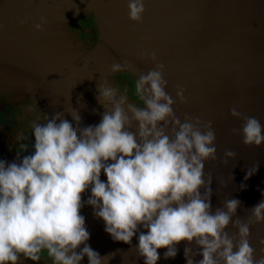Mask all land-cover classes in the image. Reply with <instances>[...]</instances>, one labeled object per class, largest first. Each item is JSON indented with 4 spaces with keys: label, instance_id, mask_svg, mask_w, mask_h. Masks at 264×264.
<instances>
[{
    "label": "clouds",
    "instance_id": "9594fccd",
    "mask_svg": "<svg viewBox=\"0 0 264 264\" xmlns=\"http://www.w3.org/2000/svg\"><path fill=\"white\" fill-rule=\"evenodd\" d=\"M144 5L145 0H128L130 22L143 23ZM46 24L42 16L33 29L42 32ZM148 59L154 67L134 81L142 106L117 86L97 84L96 100L104 109L98 124L82 126L79 111L64 108L31 122V152L19 142L28 137L17 135L15 159H0V264H20L21 258L38 264L42 253L51 264H81L85 257L88 264H105L113 254L101 257L87 243L90 233L81 215L86 205L113 241L131 246L137 238L129 250L144 264H157L160 249L164 259L175 258L182 242L186 264H264V240L259 258L249 241L251 227L264 223V198L246 210V219L236 216L241 202L235 198L212 210L213 176L205 173L206 162H217L212 122L189 115L181 120L174 104L187 102L185 89L177 87L173 98L166 91L164 64L154 53ZM128 67L114 63L110 73ZM229 115L242 121L231 132L245 147L264 145L258 118L236 108ZM236 155L225 150L219 163L227 165ZM257 170L258 164L252 165L245 180ZM219 182L227 187L222 178ZM85 193H90L86 200ZM196 255L202 259L194 262Z\"/></svg>",
    "mask_w": 264,
    "mask_h": 264
},
{
    "label": "water",
    "instance_id": "95a60500",
    "mask_svg": "<svg viewBox=\"0 0 264 264\" xmlns=\"http://www.w3.org/2000/svg\"><path fill=\"white\" fill-rule=\"evenodd\" d=\"M127 3L0 0V93L11 102L32 99L41 103L49 117L73 107L79 111L82 126L96 125L104 111L96 100L97 84L117 86L111 65L127 63L123 74L135 81L141 72L154 67L148 59L154 53L165 66L166 91L175 98L177 87L185 89L187 102L174 104L176 115L181 120L189 115L212 122L217 162L205 164V173L213 176L212 210L222 207L225 198H235L241 202L236 216L246 219L250 215L246 210L264 198V145L245 147L241 136L231 132L242 121L233 119L229 110L236 108L264 125V0H145L141 24L129 21ZM79 15L91 16L95 23L96 40L91 47L68 26ZM42 16L47 24L36 32L33 25ZM25 18L29 19L21 27ZM65 118L72 119L67 114ZM225 150L237 155L222 165L219 160ZM254 164H258L257 172L245 180ZM220 178L227 187L220 186ZM101 179H106L103 174ZM89 194H84L85 200ZM81 215L90 233L87 243L101 257L113 254L105 264H144L143 258L129 250L137 245L136 237L131 246L115 242L90 206H84ZM227 231L235 230L229 226ZM260 240H264V223L250 229L249 241L257 258ZM184 249L182 242L175 258L167 260L165 250H158L157 264H186ZM192 250L199 251L194 243ZM200 259L196 255L194 262ZM20 264L32 262L21 258ZM81 264H88L86 257Z\"/></svg>",
    "mask_w": 264,
    "mask_h": 264
},
{
    "label": "flooded vegetation",
    "instance_id": "af4514ba",
    "mask_svg": "<svg viewBox=\"0 0 264 264\" xmlns=\"http://www.w3.org/2000/svg\"><path fill=\"white\" fill-rule=\"evenodd\" d=\"M68 26L85 45L88 47L93 45L96 40V29L91 16L79 15L69 21ZM113 79L122 92L126 91L129 99L142 106V102L135 95L134 80L130 74L118 73ZM42 113L48 115V110L41 103L32 99L11 102L4 94L0 93V159L13 161L16 157V151H18L19 142L27 143L29 146L28 152L32 151L29 125L36 117L43 119ZM18 134H23L28 139L17 142ZM39 262L51 264V260L46 253L41 254Z\"/></svg>",
    "mask_w": 264,
    "mask_h": 264
}]
</instances>
